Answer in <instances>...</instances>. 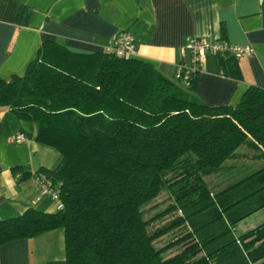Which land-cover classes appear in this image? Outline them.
I'll use <instances>...</instances> for the list:
<instances>
[{"label":"trees","instance_id":"16d2710c","mask_svg":"<svg viewBox=\"0 0 264 264\" xmlns=\"http://www.w3.org/2000/svg\"><path fill=\"white\" fill-rule=\"evenodd\" d=\"M46 44L23 75L0 77V108L36 122V140L60 152L52 169L13 173L61 182L64 207L0 218V245L61 228L67 264H264V222L236 232L264 208V88L209 106L198 74L184 87L131 56ZM217 56L223 75L242 77L237 57ZM235 171L217 191L206 180ZM163 187L173 202L148 218Z\"/></svg>","mask_w":264,"mask_h":264},{"label":"crops","instance_id":"0c3cea01","mask_svg":"<svg viewBox=\"0 0 264 264\" xmlns=\"http://www.w3.org/2000/svg\"><path fill=\"white\" fill-rule=\"evenodd\" d=\"M123 30L137 40L131 57L175 82L180 65L190 64V38L250 45L252 54L238 58L241 78L223 75L216 54L206 57L195 94L209 106H236L250 85L264 88V0H0V77L23 75L44 43L49 49L57 42L70 52L92 54L108 51ZM37 129L33 120L0 108V218L28 208L57 211L33 174L18 179L13 173L18 166L52 169L60 162L55 147L36 140ZM18 133L25 140L14 141ZM0 264H67L63 229L0 245Z\"/></svg>","mask_w":264,"mask_h":264},{"label":"built area","instance_id":"2783aa9c","mask_svg":"<svg viewBox=\"0 0 264 264\" xmlns=\"http://www.w3.org/2000/svg\"><path fill=\"white\" fill-rule=\"evenodd\" d=\"M137 40L134 35L128 31H120L113 36L112 44L108 51L114 52L118 56H133L136 53ZM190 52V64L180 65L175 75L176 81L184 87L189 86L192 77L202 68L206 57L209 54H232L237 58L244 55H250L253 48L250 45L234 44L226 39L209 41L202 37L190 38L186 44ZM26 136L24 133H18L13 137L16 142H22ZM20 173L16 174L19 177ZM35 184L40 188L43 194H49L54 202L57 203V210H62L64 205L60 197L61 182L54 181L44 173L33 174Z\"/></svg>","mask_w":264,"mask_h":264},{"label":"rangeland","instance_id":"374dc122","mask_svg":"<svg viewBox=\"0 0 264 264\" xmlns=\"http://www.w3.org/2000/svg\"><path fill=\"white\" fill-rule=\"evenodd\" d=\"M242 150V147L240 148ZM240 165L242 163L241 161L236 162ZM242 170V169H241ZM237 171V170H236ZM234 173V175L230 174H224V175H209L206 176V180L208 184L211 186V188L214 191H217L221 188H224L226 185L231 183L232 181L240 178L242 173ZM168 178L172 177V174L169 173ZM173 202V199L171 197V190L168 187H163L160 194L154 198L148 205L146 206V216L148 218L153 217L157 212H160L161 210H165L167 206H169ZM172 218V214H166L162 219H157L153 221V228H157V226L162 225L163 223H167ZM264 222V209L260 211L259 213L253 214L246 220L240 222L236 226V232L237 233H243L251 228L256 227L257 225ZM168 239H171V234L164 236V239L162 241H166ZM162 241L156 242L157 245H162ZM174 249L170 250L169 252H173Z\"/></svg>","mask_w":264,"mask_h":264}]
</instances>
